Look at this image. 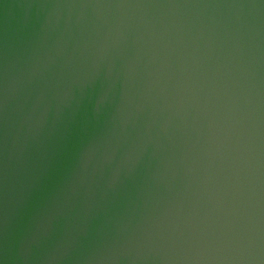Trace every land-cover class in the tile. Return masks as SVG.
<instances>
[{
  "label": "water",
  "instance_id": "obj_1",
  "mask_svg": "<svg viewBox=\"0 0 264 264\" xmlns=\"http://www.w3.org/2000/svg\"><path fill=\"white\" fill-rule=\"evenodd\" d=\"M0 264H264V0H0Z\"/></svg>",
  "mask_w": 264,
  "mask_h": 264
}]
</instances>
